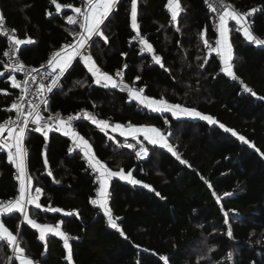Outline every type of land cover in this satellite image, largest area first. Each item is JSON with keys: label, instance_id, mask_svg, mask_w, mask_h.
Instances as JSON below:
<instances>
[{"label": "trees", "instance_id": "16d2710c", "mask_svg": "<svg viewBox=\"0 0 264 264\" xmlns=\"http://www.w3.org/2000/svg\"><path fill=\"white\" fill-rule=\"evenodd\" d=\"M226 1L239 11L255 10L251 29L264 40V0ZM57 2L78 4L77 0ZM179 2L182 11L173 22L167 0H137L140 33L162 57L167 71L150 54H139L136 45H129L136 35L131 28V0L115 5L101 25L107 42L94 36L91 56L110 74L125 62L126 80L136 82L148 97L191 105L217 123L138 109L123 91L95 84L79 58L50 96L51 111L68 114L90 108L119 124L154 125L165 132L179 156L143 138L105 134L96 124L78 123V132L100 161L112 171L131 172L142 182L111 180L109 205L123 235L106 225L105 214L92 203L98 183L83 153H69L71 138L56 130L48 132L47 140L40 132L27 133L26 166L32 194L36 188L42 190L41 209L29 205L28 214L37 223L58 225L69 237L71 264H165L161 259L165 256L167 264H264V44L248 41L242 31L235 30V22H230L231 66L237 77L233 79L222 71L219 56L204 45V39H209L215 47L218 39L213 12L205 0ZM71 12L68 8L57 12L51 0H0L3 22L14 29L18 39L35 41L19 49L21 59L31 65H40L72 40L73 30L79 31L67 23ZM6 46L0 37V72H4L0 76V122L9 117L6 108L19 94L1 62ZM245 86L252 92L245 91ZM128 143L135 147L123 146ZM141 147L147 153L138 157L135 153ZM15 175V165L0 149V202L18 195ZM49 207L62 211H46ZM2 221L36 264H70L60 237L41 241L37 229L20 213L5 214ZM9 257L10 248L0 242V264H18Z\"/></svg>", "mask_w": 264, "mask_h": 264}, {"label": "snow or ice", "instance_id": "6c2138e0", "mask_svg": "<svg viewBox=\"0 0 264 264\" xmlns=\"http://www.w3.org/2000/svg\"><path fill=\"white\" fill-rule=\"evenodd\" d=\"M119 2V0H82L81 7H74L73 11L76 13V16L69 15L67 17V22L72 25H78L79 29L82 31L73 30L71 35H73L75 39V43L69 42L62 46V48L55 52L52 57L47 62V67L51 68L50 72H44V78H50V85H45L43 83L40 84L38 92L34 95L40 98V104L47 106V98L44 95L45 92H51L53 88L59 87L60 78L64 75L68 68L72 66L74 60L79 58L80 62H82L88 69V71L95 77V84L100 85L101 87H111L117 88L119 87L121 91H127L130 100L137 101L144 108L149 109L153 112L163 113V112H171L173 116L185 115L188 117H199L200 119L206 120L209 123H217L211 116L203 115L195 109L183 107L179 104H170L164 99H153L144 95V89H136L134 87H130L127 83L124 82L122 71H117L116 75L120 78L119 83L107 73L101 72L100 68L96 66L95 61L92 56L88 54L87 48L91 47L90 41L93 40L94 36L103 37L105 42H107V37L104 36V32L101 28V25L104 24V21L108 18L110 13L113 11L115 5ZM51 3L55 5L56 11L60 12L62 10V5L57 3V0H51ZM71 7V5H68ZM166 7L169 9L171 13V20L173 22L177 21V18L182 11L181 4L179 0H167ZM224 10L221 12L220 8L209 4V8L213 12L218 13L219 23L216 25V29L219 32V39L215 41V47L209 42V39H204V45L206 48L210 50V52H215L223 59L224 67L222 71L226 72L228 75L232 76L233 79H237L235 76L232 66L229 63L231 60V52L232 47L229 42V20L234 21L235 25L238 26L235 28L236 31H242L244 37L257 45L264 44V40L256 38L252 32L250 31V25L247 22V17L252 14L249 12L247 14L241 13L234 8H231L227 4L220 5ZM52 15V13H49ZM3 26V17L0 15V28ZM131 28L135 31L136 35L134 39H136L139 43L141 54L147 52L151 54L152 61L159 65L161 68H164L165 71L167 69L164 66L162 57L155 54L154 48L152 44L140 33V26L137 23V0H131ZM179 31V28H177ZM207 30L205 29V32ZM14 32V30H13ZM3 35L7 37L9 42V49L5 51L3 55L8 56L10 60L15 56V53L19 50V46L25 44L35 43L31 38L28 39H18L15 35H10L7 31H3ZM122 55H125L122 53ZM207 58H205L204 63H207ZM127 68V65H124ZM5 68L8 69L9 73L13 72H25V66L19 62L18 59L9 67L7 64ZM58 70V71H57ZM40 69H31V73H39ZM0 76H4V72H0ZM25 79L23 81H18L14 75H10L9 79L11 80V86L14 88L20 89V96L18 103H12L11 108L9 110H15L17 113V119L12 120L9 119L3 124H0V149L7 150V156L10 163H13L17 169L18 176L17 179L20 182L19 186V195L14 200H9L7 202H0V214H11V213H20L23 216L24 221L32 228L37 229L39 231V239L41 241L46 240V233H52L56 236H59L63 240V247L67 250L66 259L72 262V250L69 244V237L65 235L62 231H59L58 228L52 227L49 225H42L37 223L35 219L29 217L28 214V205H34L35 208L41 209L40 203H38L39 196L42 194V190L40 188L35 189V195L32 194V190L30 187L31 177L27 175L26 170V151L24 149V139L26 132L28 131L29 123L35 125L34 131L40 132L45 140L48 139V132L51 130L60 131L63 130V134L65 136L71 135L74 143L78 147H80L84 156L88 158V163L91 168H93L96 172L99 173L100 178V190H99V200H93L92 203L98 204L100 208L103 209L104 214L107 216L108 224L118 231H121V235L123 232L118 228L116 220L113 219L110 209L107 206V186H108V178L119 176L121 179L128 180L132 184H140L142 183L139 180H136L132 177L131 172H128L125 175L124 171L121 169L120 171H111L105 164L96 159L95 154L92 152L91 146L88 144L83 137L79 136V134L72 130V121L73 119H79V117L69 116L67 119L61 118L59 114L55 117H45L41 114L40 105L35 104L31 101L28 102V105H25V100L27 99V95L30 91L28 85L29 81H35L36 77L32 76L29 72H25ZM139 80L140 78L137 76L135 78ZM78 83H82L79 82ZM245 91L252 92L251 89L245 86ZM255 95V93H252ZM26 107H30L31 111H27ZM84 115L93 123L96 124L101 131H104L107 134V130L109 128L112 131H119L121 136L131 137L133 140H138L139 135H143L146 140H148L153 145H160L163 148H167L168 151L172 152L173 155L179 156L175 153L172 146L168 143L167 137L164 133H162L159 129L155 127H137L129 124L127 128H125L121 124H115L111 126L107 121L96 119L95 116L84 113ZM221 128H225L224 125H220ZM225 131H232L230 129L225 128ZM7 132V138L4 137V133ZM152 135H149V134ZM170 134V133H169ZM233 135H237L234 131ZM110 139H114V137H109ZM239 139L248 143L243 136H240ZM124 147L133 149L135 145L128 143L123 145ZM253 147H255L253 145ZM13 149L15 151L13 152ZM69 153L74 151L73 148L68 149ZM147 153V149L141 147L139 151L135 154L140 157ZM182 163H186L185 161H181ZM45 164H47V159L45 156ZM51 175V172L48 173ZM29 181V188L26 196V188H25V180ZM144 187L148 188L149 185L145 184ZM159 195V193H157ZM215 195V193H214ZM230 195V194H225ZM46 211L60 212L62 211L59 208H48ZM65 215H71V213H65ZM225 217H227V213H225ZM225 223L228 221L225 219ZM227 235L231 238L232 231L229 226ZM126 238V237H125ZM0 242L6 243L13 252V255L18 260V264H33V261L24 256V248H22L17 240V236L14 235L0 220ZM46 251V245H45ZM229 258H231V254L229 253ZM12 257H9V261H11ZM165 261V264L168 262V257H161Z\"/></svg>", "mask_w": 264, "mask_h": 264}, {"label": "built area", "instance_id": "2783aa9c", "mask_svg": "<svg viewBox=\"0 0 264 264\" xmlns=\"http://www.w3.org/2000/svg\"><path fill=\"white\" fill-rule=\"evenodd\" d=\"M77 1H78V4H77V5H72V4H71V5L74 6V7H81V6H82V0H77ZM57 3H58V2H57ZM205 3H206V5H207L208 7H209V4H212V5H214V6L219 7L221 12H222L224 9H223L222 7H220V5H223V4H227V5H229L231 8H234V9H235V7H234L233 5H231V4H230L228 1H226V0H205ZM53 5H54V4H53ZM61 5H62V4H61ZM54 6H55V5H54ZM67 6H68V5H62V8H66ZM209 9H210V8H209ZM235 10H237V9H235ZM238 11H239V10H238ZM212 12H213V11H212ZM239 12H241V13H245V14L249 13L248 11H239ZM70 15H71V16H76L77 14L74 13V12H71ZM49 16H50V15H49ZM212 21H213V23L215 24V26L219 23L218 13H217V12H213V18H212ZM230 22H234V21L229 20V23H230ZM247 22H248V24L250 25V31H251L252 34L257 38V36L253 33V31H252V29H251V28H252V24H253V14H251V15H249V16L247 17ZM67 23H68V22H67ZM68 24H69V23H68ZM69 25H72V24H69ZM72 26L78 28V25H72ZM78 29H79V28H78ZM13 30H14V29H13L11 26L7 25L5 22H3V26H2V28H0V37L3 38V39L6 41V43H7V46H6L5 51H8V49H9V42H8L7 37H5V36L3 35V31H7L10 35H15V36L17 37L16 32H15V31L13 32ZM79 31H82V29H79ZM216 31H217V29H216ZM217 33L219 34L218 31H217ZM134 37H135V35H134L132 38L129 39V45H136L137 48L139 49V54H141V52H140V47H141V46L139 45L138 41H137L136 39H134ZM17 38H18V37H17ZM69 42L75 43V39H74V37H73L72 40H70ZM69 42L63 43V45H65V44H67V43H69ZM91 42H92V41H90L89 43L91 44ZM63 45H62V46H63ZM62 46H61L58 50L54 51V52L51 54V56H50L48 59H46L45 61H43L40 65H31V64H27V63H25V62L21 59V56H20V54H19V50L15 53V56H14L11 60H10V58H9L8 56L2 55L1 62H2V64H3V66H4V68H5V65H6V64H7L9 67H11L12 64L15 62V60L18 59L19 62L22 63V64L25 66V72H29L32 76H35V77H36L35 81H32V80L29 81V85H28V87H29L30 91H29V93H28V95H27V99H26L25 102H24L25 105L27 106L29 101H31V102H33V103H35V104H39V105H40V111H41V114H42L43 116H45V117H55L57 114H59L61 118L67 119V117H69V116H72V117H77V116H78L79 119H73V121H72V129L75 130V131H78V130H77V125H78V123H81V122L92 123V122H91V121H90V120L84 115V113H89V114L95 116L96 119L107 121L108 124L111 125V126H114L115 124H119V123L113 121V120L110 119V118H104L103 115H102V113H101L100 111H97V110H94V109H90V108H83V109H81V110H77V111H74V112H71V113H68V114L62 113V112H60V111H51V110L49 109V101H50V96H51V94L53 93V91H55V90H57V89H59V88L61 87V81H62V79H63L64 75L66 74V72H67L71 67L68 68L67 71L64 73V75L60 78V82H59V85H60V86H59V87L53 88V90H52L51 92H45L44 95L46 96L47 101H48L47 106H45V105H43V104H40V98L36 97L34 94H35L36 92H38V90H39V86H40L41 83L45 84L46 86H47V85H50V78H48V79H45V78H44V72H45V71H47V72H50V71H51V68L47 67V62L49 61V59L52 57V55H53L55 52L59 51V50L62 48ZM19 49H20V46H19ZM5 51H4V52H5ZM87 51H88V54L91 55V47H88V48H87ZM4 52H3V53H4ZM145 53H147V52H145ZM145 53H143V54H145ZM148 54H149V53H148ZM155 54H156V53H155ZM150 55H151V54H150ZM73 63H74V62H73ZM73 63H72V64H73ZM124 65H127V64H126L125 62H123L122 67L119 68V69H117V70H115L114 73H112L113 78L119 83V79H120V78L116 75V73H117L118 70H119V71H122V73H123V78H124V82H125V83H127L130 87H134V88H136V89H141L140 87L137 86L136 82L130 83V82H128V81L126 80V77H125V71H126V68L124 67ZM34 68H35V69H40L41 71H40L39 73H31V69H34ZM5 70H6V72H7L9 75H14L18 81H23V80L26 78V77H25V72H13V73H9L8 69L5 68ZM57 71H58V70H57ZM225 73H226V72H225ZM230 77H232V76H230ZM117 89L120 90L119 87H117ZM123 92L126 93V94H128L127 91H123ZM144 95L146 96L145 91H144ZM19 96H20V89H19L18 97H17V99H16L15 101H13V103H18V102H19ZM135 106H136V108L141 109V110H143V111H147V112H149V113L153 112V111H151V110H149V109L144 108V107H143L142 105H140L138 102H135ZM10 108H11V105L8 106V107L6 108V111H8L9 114H10L9 117H8L7 119H5L4 121H1L0 124H3L4 122H6V121L9 120V119H12V120L17 119V113H16V111H15V110H9ZM27 111H31V108H30V107H26V113H27ZM165 122H167V120H165ZM92 124H93V123H92ZM121 125L127 127L129 124H121ZM34 127H35V125L29 123L28 131L26 132L25 139H26L27 133H28L30 130L34 129ZM109 129H111V128H109ZM4 137L7 138V132L4 133ZM25 139H24V149H25ZM70 147L73 148L74 150L81 151V149L76 145V143H74V141L71 142ZM4 150L7 152L6 149H4ZM14 151H15V149H13V152H14ZM25 151H26V149H25ZM81 152H82V151H81ZM143 156H144V155H143ZM143 156H141V157H143ZM88 164H89V163H88ZM15 168H16V167H15ZM89 168H90V170H91V172H92V175L94 176L95 180H96L97 183H98L97 188H96V190H95L96 195H95V198H94V200H98V198H99V197H98V196H99V190H100V178H99V173L96 172V171H95L93 168H91L90 166H89ZM26 170H27V166H26ZM27 175L29 176L28 170H27ZM17 176H18V172H17V169H16V175H15V177H16V180H17V182H18V185L20 186V182H19V180L17 179ZM30 186H31V181H30ZM25 188H26V196H27V191H28V188H29V181H28L27 179L25 180ZM18 195H19V192H18ZM18 195H17L15 198H17ZM13 199H14V198H13ZM13 199H11V200H13ZM8 201H9V200H8ZM2 202H7V201H2ZM28 206H29V205H28ZM28 206H27V207H28ZM3 215H5V214H0V220H2V216H3ZM111 215H112V214H111ZM105 216H106V215H105ZM105 223H106V225L110 226V225L108 224L107 216H106V221H105ZM113 229H114V228H113ZM114 230H117V229H114ZM117 231H118V230H117ZM17 240H18V237H17ZM5 244H6V243H5ZM6 245H7V244H6ZM7 246H8V245H7ZM8 247H9V246H8ZM9 248H10V247H9ZM10 250H11V253H12V258H15V256L13 255V252H12V249H11V248H10ZM24 253H25V252H24Z\"/></svg>", "mask_w": 264, "mask_h": 264}, {"label": "crops", "instance_id": "0c3cea01", "mask_svg": "<svg viewBox=\"0 0 264 264\" xmlns=\"http://www.w3.org/2000/svg\"><path fill=\"white\" fill-rule=\"evenodd\" d=\"M66 8H68V9H70L72 12H74L73 11V8H74V6H72L71 5V7H66ZM167 8V7H166ZM64 8H62V10H63ZM168 9V8H167ZM61 10V11H62ZM168 12H169V14L171 15V13H170V11H169V9H168ZM138 23V22H137ZM229 25H230V23H229ZM243 33V32H242ZM220 37H219V34H218V39H219ZM229 42H230V36H229ZM230 44H231V42H230ZM232 47V46H231ZM219 56V55H218ZM219 58H220V61H221V64H222V69H223V67H224V63H223V59L219 56ZM231 59H232V52H231ZM94 60V59H93ZM75 61V60H74ZM73 61V62H74ZM95 61V60H94ZM229 63L231 64V60L229 61ZM95 64H96V66H98L97 65V63L95 62ZM99 67V66H98ZM100 68V67H99ZM100 70H101V72H103V73H107V72H105V71H103L101 68H100ZM108 75H111L112 76V74H110V73H107ZM113 77V76H112ZM94 79H95V77H94ZM128 95V94H127ZM147 96V95H146ZM129 97V96H128ZM151 98V97H150ZM129 100H130V98H129ZM130 101H134V102H137V101H135V100H130ZM188 108V107H187ZM164 113V112H163ZM167 113H169V114H171L172 115V113L171 112H167ZM173 116V115H172ZM173 117H175V118H184V117H188V116H185V115H179V116H173ZM132 126H137V127H155V128H157V129H159L162 133H164L165 134V132L163 131V130H161L160 128H158V127H156V126H154V125H132ZM125 127V126H124ZM125 128H127V127H125ZM73 130V129H72ZM73 131H75V130H73ZM108 132H111V134L112 135H117V134H119V131H112L111 129H108L107 130ZM60 132L61 133H63V130H60ZM75 132H77L78 134H79V136H81L80 135V133L78 132V131H75ZM120 135V134H119ZM149 135H152L151 133L149 134ZM166 135V134H165ZM68 137H70L71 138V135H69ZM82 137V136H81ZM123 137H125V136H123ZM167 137V136H166ZM125 138H131V137H125ZM141 138H143V139H145L144 138V136L143 135H139V137H138V140L139 139H141ZM84 139V138H83ZM132 139V138H131ZM71 140L73 141V139L71 138ZM85 140V139H84ZM146 140V139H145ZM87 141V140H86ZM146 141H148V140H146ZM167 141H168V139H167ZM88 142V141H87ZM149 142V141H148ZM168 143H169V141H168ZM88 144H89V142H88ZM170 144V143H169ZM90 145V144H89ZM91 146V145H90ZM80 148V147H79ZM81 149V148H80ZM91 149H92V147H91ZM81 151H82V153H83V155H84V152H83V150L81 149ZM92 152H93V149H92ZM94 153V152H93ZM95 154V153H94ZM143 156V155H142ZM95 157H96V155H95ZM86 158V160L88 161V158L87 157H85ZM96 159H98L97 157H96ZM99 160V159H98ZM100 161V160H99ZM100 162H102V161H100ZM103 164H105L104 162H102ZM106 165V164H105ZM111 170V169H110ZM112 171V170H111ZM128 173H125V175H127ZM132 174V173H131ZM116 178H120L119 176H115ZM115 177H110V178H108V186H107V206H108V208L110 209V205H109V191H110V184H111V180L113 179V178H115ZM133 177V176H132ZM123 180H125V179H123ZM125 181H128V180H125ZM129 182V181H128ZM14 199H16V198H14ZM13 199V200H14ZM100 199V196H99V198H98V200ZM98 207H99V205L98 204H96ZM100 208V207H99ZM101 210H102V212L104 213V211H103V209L102 208H100ZM110 212H111V209H110ZM30 217V216H29ZM42 225H49V226H52V227H56V228H58V230L59 231H62V229L58 226V225H55V224H42ZM38 231V230H37ZM39 232V231H38ZM63 232V231H62ZM64 233V232H63ZM15 235V234H14ZM48 236H54V234H52V233H46V237H48ZM56 236V235H55ZM57 237H59V236H57ZM24 256L26 257V258H29V259H31L32 261H33V264H36L35 262H34V260L32 259V258H30L28 255H26L25 253H24Z\"/></svg>", "mask_w": 264, "mask_h": 264}, {"label": "water", "instance_id": "95a60500", "mask_svg": "<svg viewBox=\"0 0 264 264\" xmlns=\"http://www.w3.org/2000/svg\"><path fill=\"white\" fill-rule=\"evenodd\" d=\"M187 107H188V108H191V105H188Z\"/></svg>", "mask_w": 264, "mask_h": 264}, {"label": "rangeland", "instance_id": "374dc122", "mask_svg": "<svg viewBox=\"0 0 264 264\" xmlns=\"http://www.w3.org/2000/svg\"><path fill=\"white\" fill-rule=\"evenodd\" d=\"M164 113H167V112H164ZM112 130V129H111ZM31 187V186H30ZM99 197V196H98Z\"/></svg>", "mask_w": 264, "mask_h": 264}]
</instances>
